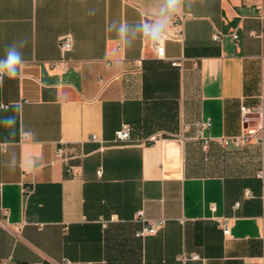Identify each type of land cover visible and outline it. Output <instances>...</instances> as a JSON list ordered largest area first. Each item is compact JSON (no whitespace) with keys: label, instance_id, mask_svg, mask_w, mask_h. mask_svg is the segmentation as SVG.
Returning <instances> with one entry per match:
<instances>
[{"label":"crops","instance_id":"0c3cea01","mask_svg":"<svg viewBox=\"0 0 264 264\" xmlns=\"http://www.w3.org/2000/svg\"><path fill=\"white\" fill-rule=\"evenodd\" d=\"M258 2L184 0L183 39L160 58L135 26L162 0H0V58L27 41L20 75L0 83V118L16 121L0 124V264H264V141L222 143L253 126L243 105L264 123ZM139 210L164 225L138 236Z\"/></svg>","mask_w":264,"mask_h":264},{"label":"built area","instance_id":"2783aa9c","mask_svg":"<svg viewBox=\"0 0 264 264\" xmlns=\"http://www.w3.org/2000/svg\"><path fill=\"white\" fill-rule=\"evenodd\" d=\"M257 7V15L258 17H264V0H259L256 4ZM186 18V15H180L173 19L171 22L170 28L166 29V33L164 36L163 43L154 49L157 57L164 58L165 57V40L166 39H176L182 40L184 31L182 27V21ZM235 40L238 39V33L235 31L232 33ZM221 32L217 31L214 33L213 38L215 40L220 39ZM72 46V36L71 34L63 35L60 39V48L62 51H67ZM120 46V43H119ZM65 59L52 60L49 62L51 67H55L58 65H62L65 67ZM183 57L171 59V64L174 66H182ZM262 114L256 108H251L246 105L241 107V118L242 121L246 124L252 122L253 126L251 128H245L242 133L238 135H234L231 137H223L222 143L225 146H233L235 148H241L254 141L256 143H262L264 141V123L262 121ZM210 121H206L202 124V129L200 131V138L202 139V146L206 148L208 145L209 137L203 135V130L210 126ZM248 127V126H247ZM91 140H98L95 134L90 135ZM150 140L156 139V135H153L149 138ZM116 143H128L132 140L131 136V127L128 123L123 122L121 126L115 131V137L113 139ZM56 156L58 159L64 162L66 170L68 173L74 175L79 174L80 167L79 165L72 162V155H69L66 152V147L64 144H60L56 149ZM25 191H30L28 186L25 187ZM135 220L141 222V227L137 231L138 236L150 235L158 232V230L164 225L165 218H148L143 210H139L135 215ZM222 227L225 234L230 232L229 222L227 220L222 221ZM263 252H264V233H263ZM193 257H197V255H193Z\"/></svg>","mask_w":264,"mask_h":264},{"label":"clouds","instance_id":"9594fccd","mask_svg":"<svg viewBox=\"0 0 264 264\" xmlns=\"http://www.w3.org/2000/svg\"><path fill=\"white\" fill-rule=\"evenodd\" d=\"M183 2L184 0H162L154 18L141 21L135 26V31L146 38L153 49L158 48L163 43L168 25L182 11ZM129 31L130 26L121 21L118 27L120 38L126 41ZM26 43V40H20L19 46L17 42L7 46L4 58H0V83H3L4 78L15 79L20 75L24 63L20 48H23ZM125 46L128 45L125 44ZM16 111H19L18 105L13 107V112ZM15 122L14 116L0 118V124L5 126H11Z\"/></svg>","mask_w":264,"mask_h":264}]
</instances>
